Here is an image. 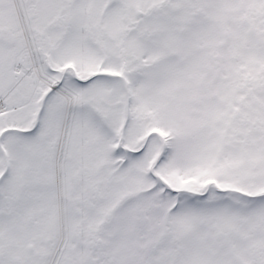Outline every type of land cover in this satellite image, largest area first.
Here are the masks:
<instances>
[{"label":"snow or ice","instance_id":"1","mask_svg":"<svg viewBox=\"0 0 264 264\" xmlns=\"http://www.w3.org/2000/svg\"><path fill=\"white\" fill-rule=\"evenodd\" d=\"M0 264H264V0H0Z\"/></svg>","mask_w":264,"mask_h":264}]
</instances>
